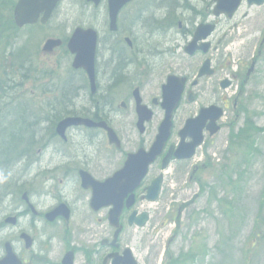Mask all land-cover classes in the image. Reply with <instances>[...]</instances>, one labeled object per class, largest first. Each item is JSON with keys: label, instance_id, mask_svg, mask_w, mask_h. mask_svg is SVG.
<instances>
[{"label": "rangeland", "instance_id": "374dc122", "mask_svg": "<svg viewBox=\"0 0 264 264\" xmlns=\"http://www.w3.org/2000/svg\"><path fill=\"white\" fill-rule=\"evenodd\" d=\"M190 1L197 4L195 23L210 18L201 0ZM11 2L13 0H0V19H2L0 38L6 29L13 28L7 43H4V50L1 51L3 53V57H0L1 73L9 74L10 71H15L17 75H21L19 61L14 60L10 54L17 52L18 46L23 43L26 44L27 52H32V56L37 44L43 45L48 36H65L67 29L70 30L71 27L84 22L83 18L93 19L98 29L103 28L105 6L94 8L86 0H65L55 12L54 18L45 26L15 28L13 8L8 4ZM155 5L154 1L151 8ZM142 8V4L138 2L127 5L122 12L125 18L124 24L130 23L133 16ZM186 14L189 16L188 13ZM245 14L248 16L245 17ZM182 18V15L180 18H175L174 24H178ZM66 25L70 27L67 28ZM263 30L264 6L249 8L244 5L233 21L220 22L219 29L212 38L213 49L209 54L214 60L217 72L215 76L201 81L200 97L194 104L184 102L179 108L176 116V132L180 127L179 123L196 113L200 106L213 102L222 103L235 94L240 81L239 74L234 75L235 69L255 52ZM143 33L144 31L139 29L136 35L142 39ZM161 40L160 43L152 44L155 48L153 54L148 57L149 65L144 59L138 58L140 69L143 71H150L153 66L156 67L150 74L138 80L145 86L143 95L147 98L160 94V84L164 82L168 71L189 73L204 59L202 54L193 59L184 56L183 48H178V40H173L174 43L167 38ZM176 44V52L170 53V48ZM144 48L148 50V46L145 45ZM262 58L256 75L245 89L243 103L248 112H245L243 107L236 112L231 103L230 105L228 103L229 108L220 120L222 129L200 149L195 158V162H199L203 157L207 164V169L200 174L201 181L188 183L186 178L191 166L183 163L174 164L166 175L157 202L141 200L139 196L143 187L138 191L135 208L148 210L151 214L150 222L139 232L129 230L125 236L133 235L131 245L135 247V253L142 264H164L168 250V254H177L180 250L187 252L190 250L189 245L195 243L196 246L194 248L192 246L191 250L197 255V260L190 264H264V56ZM68 62L69 59L63 55V51L58 52L55 57H45L41 53L34 57V67L26 73L28 77L23 81V86H20L22 81L17 79L20 88L14 90L16 99L21 88H26L25 96H31L32 100L53 102L67 72L70 71ZM179 62L180 68L176 66ZM134 69H138L137 66H133L131 70ZM226 76H234L236 82L227 90H222L220 80ZM1 78L5 81L6 76ZM3 87L4 84L0 87V96L3 95ZM49 87L50 91H48ZM129 90L123 87L121 98L114 104L116 108L120 100L126 98ZM9 110L8 106L3 112ZM117 114L119 129L124 132L127 128L129 138L118 151L110 149L107 144L105 152L114 157L106 162H99L93 169L99 177L111 174L123 162L126 153L139 144L136 130L132 127V121L128 119L133 117V105L127 110H117ZM160 117L162 112L157 110L152 127ZM153 138L154 133L140 140H144L145 145H150ZM169 143H172V140ZM75 165L76 163L73 162V166ZM159 170L158 165L153 167L149 179L146 180L147 184L160 173ZM227 175L230 180H226ZM209 186L210 188H207ZM85 194L86 192L76 182L63 187L58 186L54 193L63 198L68 196L70 200H81L77 204V214L71 226L74 239H80L83 244L88 239L81 233L87 229L95 233L100 232L102 228L96 224V221L104 220V214L108 212V208H104L99 214H91L88 198L83 199ZM54 195L46 194V197L54 200ZM220 197L222 199L218 203ZM194 198V203L188 206L182 215V226L175 229L174 222L170 223V220H175L178 208L182 204ZM190 214L192 216L189 217ZM123 218L125 219L126 216ZM103 227L106 228V224ZM174 233L177 237L166 251L167 241ZM201 243L203 247L198 252ZM138 247L141 250H138ZM204 248L206 254L202 256L201 252Z\"/></svg>", "mask_w": 264, "mask_h": 264}, {"label": "flooded vegetation", "instance_id": "af4514ba", "mask_svg": "<svg viewBox=\"0 0 264 264\" xmlns=\"http://www.w3.org/2000/svg\"><path fill=\"white\" fill-rule=\"evenodd\" d=\"M162 5L168 9L166 15L169 20L171 4L166 2ZM244 5L247 4L243 3L242 6ZM181 8L183 18L180 20L178 28H172V30H176L177 34L171 36L172 30L170 32L168 29L166 35L168 41L173 40L176 36L178 48L185 47L194 31L191 23L196 19L187 16V10L183 5ZM205 11L210 14V18L207 17L206 22L214 20L217 25L221 22V19L213 18L210 5L205 6ZM246 16L248 14H245ZM128 32V29L123 28L120 24L118 29L112 31L109 29L107 21L105 31L100 35L102 39L99 60L102 61L104 66L101 73H97L96 92H91L88 76L81 75L72 82L66 93L69 106L76 113L75 116L107 122L117 132L121 144L129 138V132L127 128L124 132L119 129L117 110H121V104L126 106L125 110L134 104L133 90L136 88L131 93V89L129 90L126 98L120 100L117 108L114 106L117 99L121 98L123 87L127 86V83L123 81V72L127 70V65L121 67V64L124 59L134 61L136 55L134 44L131 51H127L125 48L124 41L125 37L129 35ZM263 36L264 31H262V39ZM261 47L264 49V45ZM263 49L259 52L260 54L257 50L249 60L250 62L246 58L239 64L237 73L240 74V83L249 80L251 75H247L248 65L257 56L259 62L261 54L264 52ZM211 50L212 48H210ZM196 54L192 58L197 56ZM176 66L180 68V62ZM79 72L83 74V71ZM186 76L188 79L186 90L194 91L196 101L200 97L201 80L193 85L192 78L195 77L193 69ZM138 88L142 93L144 102L149 105L153 104V98L155 97L147 98L145 95L143 96L145 86L141 84ZM183 104L184 101L182 100L179 108ZM224 106L227 107L226 104ZM152 108L157 109L159 106H152ZM176 116L173 124L175 125V133L173 132L170 139V141L172 140V143H169L170 146H176L180 141V138L176 135ZM128 119L129 121L137 120L136 111L135 116L128 117ZM184 121L182 120L179 123L180 128L183 126ZM57 123L56 120L54 125L53 117H37L31 124L34 131L31 134L35 138V146L30 149L20 147L17 151L5 150L0 155V261L3 264H116L125 248L130 247L135 250V247L131 245L133 235L125 236L129 230L139 232L136 225H130L129 223L131 212L125 209L124 213L128 214H123L126 218L124 219L122 216L120 219L123 230L117 235L116 240L115 232L117 229L109 222V212H107L104 214V220L96 221V224L102 228L100 232L95 233L87 229V231L81 233L88 239L83 244L80 239H74L73 227L71 226L77 214V204L81 200H70L68 196L63 198L60 195H54V193L58 186L63 187L71 182H76L86 192L83 199L88 198L89 205L91 190L85 189L81 185L80 170L88 171L93 176L100 178L99 180H104L108 175L99 177L93 169L99 162H106L114 157L105 152L107 144L112 150L116 149L118 151L122 147L118 148L116 145H112L108 140L107 131L99 127L72 126L66 131V137H61L56 130ZM24 125V120H20L19 128L21 129ZM132 127L136 130L133 122ZM157 127L158 125L154 127L151 125L146 126L145 134L150 136ZM118 129L121 133L118 132ZM141 136L139 133L138 140L143 146L145 142L140 140ZM190 141V137L185 139V143ZM192 160L177 161L172 159L168 169L173 167L174 164L190 165L191 170L190 173L188 172L187 177L190 182L196 183L203 167H201L202 164L197 162L192 164ZM161 161L162 158L156 163L160 166V169ZM73 162L76 163L75 166H73ZM121 165L120 163L111 174L118 170ZM148 179L149 177L146 180ZM143 191L145 193V187ZM25 193L27 197H25ZM46 194L54 195V200L47 199ZM62 205L70 209L68 217L64 207L61 208ZM55 209L58 210L59 216L51 221L48 215ZM101 210H92L91 214H99L103 212ZM176 221H179V217ZM105 224L106 228L103 227ZM138 250H141V248L138 247ZM69 257H71V260H69Z\"/></svg>", "mask_w": 264, "mask_h": 264}, {"label": "water", "instance_id": "95a60500", "mask_svg": "<svg viewBox=\"0 0 264 264\" xmlns=\"http://www.w3.org/2000/svg\"><path fill=\"white\" fill-rule=\"evenodd\" d=\"M60 0H19L15 8V21L20 27L27 23H35L39 20L40 16L43 14L41 20L46 22L51 16L53 10L57 6ZM95 4H99L101 0H90ZM131 0H108L109 5V16L111 19L112 29L116 28L117 17L119 11L122 7L130 2ZM242 0H216L217 4L214 7L213 13L216 16L221 14L226 15L228 18H232L237 9L239 8ZM249 4L261 5L264 0H248ZM215 29V25L211 24H201L196 32L193 42L187 48L189 53H194L196 49L203 48L205 51L208 50L209 43H204V45L197 47V42L202 39H206L212 31ZM97 42V32L92 28L81 29L78 28L73 38L70 41V48L76 53L75 67L85 68L94 83V58L95 49ZM60 41L50 39L45 45V50L50 51L54 46L59 44ZM254 69L252 66L249 73ZM213 70L210 68V60H207L200 71V76L205 74H212ZM175 83V90H171L169 84ZM185 79L172 76L169 80V84L164 87V103L163 107L166 109V118L163 121L159 134L156 141L152 145L149 151L145 149H139L136 153H130L125 165L122 169L117 171L115 175L109 178L106 182L101 183L96 181L86 172L82 173L83 185L88 188L91 187L94 192L93 196V206L99 208L101 205H114V208L110 212V220L112 224L118 225V220L122 214L123 208L125 207V200L127 207H131L135 201V196L133 194L145 175L148 172L150 164H152L159 155H161L168 137L170 136V127L172 123L173 111L178 105L181 93L184 89ZM231 81L226 79L222 81L221 85L223 88L228 87ZM141 113V122L144 119H149L151 112L147 113L144 111L143 107H139ZM223 114V110L216 106H211L209 108H204L201 110L199 116L189 119L186 127L181 131L182 139L185 140L187 136H191L193 141L189 144L181 143V148L175 152L177 158L191 157L195 152V148L202 142L203 135V125L207 120H211L209 124V129L212 134L219 131L220 126L216 124L218 118ZM84 123L87 125H97L88 119L81 118H66L59 124L58 132L60 134L65 131V129L72 124ZM111 140H113V135L111 134ZM117 141V140H116ZM118 142V141H117ZM171 158V152L164 159L163 167H166ZM163 177L160 176L156 178L153 183L148 187V194L146 197L154 201L158 199L161 190ZM135 214V213H134ZM140 222V225H144L147 219V214L143 213L141 217L131 216L130 222L133 220ZM71 260V257H69ZM116 264H137L135 259L131 254L127 252L118 260Z\"/></svg>", "mask_w": 264, "mask_h": 264}, {"label": "trees", "instance_id": "16d2710c", "mask_svg": "<svg viewBox=\"0 0 264 264\" xmlns=\"http://www.w3.org/2000/svg\"><path fill=\"white\" fill-rule=\"evenodd\" d=\"M160 1H162V0H160ZM177 0H175V2H176ZM166 3V2H165ZM9 4V6H11L12 7V5H13V2H11V3H8ZM178 4V3H177ZM166 8V7H165ZM152 18V13H150L149 15H147L146 16V20H150ZM2 19H0V21H1ZM159 22L160 23H162V24H164V20H163V18H159ZM15 27V26H14ZM16 28V27H15ZM12 30H13V28H8V29H6L3 33H2V36H1V38H0V57L2 58L3 57V53H1V51L2 50H4V43H7V38H8V36H10L11 35V33H12ZM11 55V57L14 59V60H19V58H18V56L20 57V59L23 61V62H21V64H20V67H21V70L23 69V68H25V67H27V66H25V64H24V61H27V60H29L30 59V56H28L29 55V53L24 49V48H21L17 53L16 52H14V53H11L10 54ZM0 70H1V66H0ZM0 74H1V71H0ZM11 85L9 84V83H7V87H10ZM1 87V86H0ZM7 91V88L5 89V92ZM6 95H10V94H6ZM6 95H4V96H0V99H6L7 98V96ZM15 128V126H13V127H11V129H14ZM11 129H9V131L11 130ZM2 139H8V136L7 137H1L0 136V141L2 140ZM10 145V144H9Z\"/></svg>", "mask_w": 264, "mask_h": 264}]
</instances>
